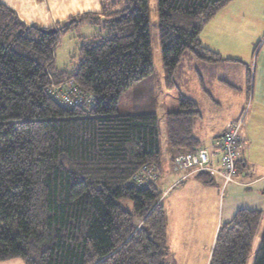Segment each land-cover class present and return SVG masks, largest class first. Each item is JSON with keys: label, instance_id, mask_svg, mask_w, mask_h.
Listing matches in <instances>:
<instances>
[{"label": "trees", "instance_id": "obj_1", "mask_svg": "<svg viewBox=\"0 0 264 264\" xmlns=\"http://www.w3.org/2000/svg\"><path fill=\"white\" fill-rule=\"evenodd\" d=\"M231 1L158 0L170 76L187 50L207 63L225 60L200 34ZM100 2L101 12L77 14L54 33L0 4V261L174 264L158 114L118 110L122 93L154 71L148 0ZM84 23L96 32L79 36L60 67L62 35ZM60 88H76L84 100L66 104ZM199 115L197 102L183 94L179 109L167 113L168 143L178 154L200 147L193 134ZM198 178L212 183L206 172ZM262 230V210H238L220 225L208 264H248ZM254 264H264V233Z\"/></svg>", "mask_w": 264, "mask_h": 264}, {"label": "crops", "instance_id": "obj_2", "mask_svg": "<svg viewBox=\"0 0 264 264\" xmlns=\"http://www.w3.org/2000/svg\"><path fill=\"white\" fill-rule=\"evenodd\" d=\"M236 1H231L219 10L204 25L200 34L203 45L221 54L225 60L207 63L195 56L187 57V79L195 93L192 95L189 91L188 94L191 95L187 96L197 102L199 110L200 96H206L213 101L217 110L224 104L226 114L215 126H201V110L193 126V134L199 140L200 147L217 152L214 158L216 167H220L219 143L227 125L245 114L238 144L241 168L238 170L236 182L227 188L221 198L223 180L219 175L212 176V183L198 178L200 172L186 170L181 175H173V158L178 152L170 158H164L159 179L163 190L172 186L182 187L186 182L192 185L197 220L202 216L201 213L208 214L207 208L213 207L218 200L224 204L223 223L231 221L240 209H258L264 212V17L260 18L261 24L258 23L260 28L252 21L254 13L258 14V18L264 16V8H260L264 2H258L255 8H244L242 6L247 4V0ZM0 4L14 9L25 23H35L43 28L56 27L58 23L77 14L99 13L102 9L100 0H0ZM243 22L253 26L244 38L241 37ZM85 26L91 25L84 23L79 29ZM92 34L90 32L87 35ZM192 66L194 67L191 71ZM246 89L247 93L244 92ZM176 100H172L167 113L179 109V100ZM172 190L177 191L176 188ZM196 226L200 228L199 225ZM219 227L217 225L214 229L216 235ZM199 236L197 233L195 239ZM0 264L24 262L11 259L0 261Z\"/></svg>", "mask_w": 264, "mask_h": 264}, {"label": "rangeland", "instance_id": "obj_3", "mask_svg": "<svg viewBox=\"0 0 264 264\" xmlns=\"http://www.w3.org/2000/svg\"><path fill=\"white\" fill-rule=\"evenodd\" d=\"M258 2H264V0H247V4L242 7L255 8ZM148 6L154 71L151 75L134 83L122 93L119 99L118 110L121 113L150 111L158 113L161 152L164 158H170L177 151H174L175 149L171 148L168 143L166 114L170 111L172 100H179L182 94L186 97L191 94L195 95L192 92L193 87L190 88L189 80L187 79L189 73V59L187 57L193 56V54L188 50L185 51L181 62L178 64L176 71H174L175 73L172 76L168 74L167 70H165L163 51L160 43L158 0H148ZM260 8H264V5L260 6ZM263 17L260 16L258 18V14L255 13L252 15V21H255L257 28H260L258 25L261 24L260 18L262 19ZM90 25L78 31L75 30L74 32L62 35L61 44L57 49V65L63 67L70 60L71 53L77 48L79 36H88V33L93 32L94 34L96 32L97 28L93 24ZM242 26L243 32L241 33V37L244 38L253 26L245 22L242 23ZM193 67H191V71ZM189 91H191V94H188ZM247 91V89L244 90L245 93ZM221 106L222 108L217 110V105L213 101L206 96H200L202 127L215 126L220 121L226 114L224 104ZM185 171L177 173L174 171L173 175H181ZM181 186L178 187L181 188L180 190L175 186H172L170 189L166 188L165 190L168 189L169 191L168 195H164L165 190L162 189L163 196L161 200L166 210L168 244L174 258V264H208L216 236L214 229L217 225H221V222L223 223L224 204L218 200L213 207L207 208L208 214L201 213L202 216L197 220L195 214L196 206H194L196 205V201L193 197L194 188L187 182ZM172 188H176L177 191H173ZM221 198L223 197L221 196ZM196 225H199L200 228ZM197 233L200 236L198 239H195ZM263 233L264 230L259 233L254 241L248 264H254ZM15 259L23 262L20 258Z\"/></svg>", "mask_w": 264, "mask_h": 264}, {"label": "built area", "instance_id": "obj_4", "mask_svg": "<svg viewBox=\"0 0 264 264\" xmlns=\"http://www.w3.org/2000/svg\"><path fill=\"white\" fill-rule=\"evenodd\" d=\"M264 43V40L262 41ZM60 97L66 104L77 105L84 100V96L75 88L70 90L59 89ZM245 114L242 117L231 121L227 125V129L220 139L219 156L220 167L214 165V158L217 152L209 151L204 147L196 148L195 150L187 153L177 154L173 158V171L181 172L190 170L192 172H206L211 176L219 175L222 177L221 196L224 197L227 188L236 182L238 175V144L240 141V131L243 125ZM146 177L153 181L157 177L156 172L148 171L145 169ZM184 177L181 180H183ZM168 191L165 192V195Z\"/></svg>", "mask_w": 264, "mask_h": 264}, {"label": "water", "instance_id": "obj_5", "mask_svg": "<svg viewBox=\"0 0 264 264\" xmlns=\"http://www.w3.org/2000/svg\"><path fill=\"white\" fill-rule=\"evenodd\" d=\"M48 32H50V33H54V32H56L57 30H56V28H52V29H49V30H47Z\"/></svg>", "mask_w": 264, "mask_h": 264}]
</instances>
